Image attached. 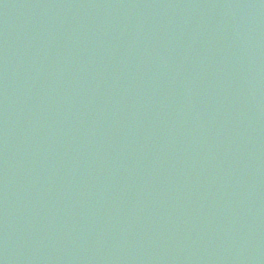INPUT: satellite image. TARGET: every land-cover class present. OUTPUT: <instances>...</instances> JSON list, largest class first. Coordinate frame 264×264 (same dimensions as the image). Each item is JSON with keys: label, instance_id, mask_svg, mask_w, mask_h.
Returning a JSON list of instances; mask_svg holds the SVG:
<instances>
[{"label": "water", "instance_id": "95a60500", "mask_svg": "<svg viewBox=\"0 0 264 264\" xmlns=\"http://www.w3.org/2000/svg\"><path fill=\"white\" fill-rule=\"evenodd\" d=\"M0 264H264V0H0Z\"/></svg>", "mask_w": 264, "mask_h": 264}]
</instances>
